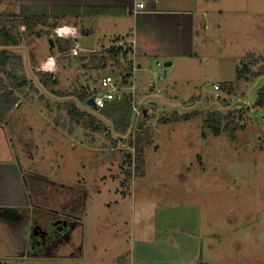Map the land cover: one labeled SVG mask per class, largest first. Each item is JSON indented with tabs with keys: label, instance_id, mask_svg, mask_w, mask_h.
Segmentation results:
<instances>
[{
	"label": "rangeland",
	"instance_id": "obj_1",
	"mask_svg": "<svg viewBox=\"0 0 264 264\" xmlns=\"http://www.w3.org/2000/svg\"><path fill=\"white\" fill-rule=\"evenodd\" d=\"M224 1L227 3L222 7V16L213 21L215 24L207 26L201 43L194 50L195 58L175 60L168 67L165 78L162 77L166 70L164 62L138 58L131 64V68L134 64L140 69L134 78L135 103L148 118L153 140L144 153V175L133 177L125 188L121 187V182L127 164L122 170L121 164L124 156L132 152L127 145L132 129L124 137L110 132L113 139L107 140L77 126L65 128L61 125L63 117L55 124L58 113L54 103L68 99L79 109L98 115L76 98L59 99L49 94L40 86L35 73L53 75L56 88L63 91L85 86L98 94L100 79L105 76L127 89L132 79L122 85V77L131 72L125 64L83 72L60 68L55 58L47 56V51L48 40L53 42L58 37L63 41L57 47L61 51L69 49L67 42L81 52L107 48L116 36L112 34V25L118 23L116 28L126 30L129 20L112 18L115 15L108 12L96 19H86L85 27L96 29L86 37H79L74 45L71 37L57 33L58 27L50 30L49 35L45 28L38 27L36 35L12 48L22 55L27 79L44 98L39 102L36 95L30 94L21 98L14 110H17V122L24 118L13 131L17 155L31 154L29 163L33 169L46 174L57 172L59 165L67 179L83 184L86 201L82 220H68L65 227H57L60 233L57 238H60L50 240L45 247L41 243L32 247L30 242H13L5 232L10 225L1 223L0 264H112L119 253L126 256L131 249L132 204L134 197L137 199L139 193L146 192L158 201L191 202L200 206L203 252L213 251L214 247H209L208 243L214 245L215 240L206 238L213 232L222 235V245L215 247L216 250H238L236 241L242 243L249 237L245 249L264 251V108L254 104L258 89L264 86V76L247 83H236L230 93L223 92L221 86L217 94L213 92L215 85L235 82L236 67L246 55L264 58V0H252L256 1L254 8L241 14L232 9L236 8L232 4L235 0ZM13 2L1 0L0 10L8 7L18 12V6ZM101 16L105 18H99ZM243 21H252L257 27L253 28L252 24L246 30L238 24ZM216 25L219 30L214 27ZM49 61L53 64L50 65L51 72L45 67ZM140 84L149 87L145 94L139 92ZM240 109L244 128L233 142L224 135L203 138L201 119L163 125L157 121L173 111L180 114L193 111L226 113ZM46 119L59 126L60 134H66V143L58 141L57 130L54 137H50L53 134L46 126ZM69 197L67 193L66 203H69ZM17 226L19 230L22 227ZM79 251L81 255L73 257L78 256ZM258 261V264H264V254H259Z\"/></svg>",
	"mask_w": 264,
	"mask_h": 264
},
{
	"label": "crops",
	"instance_id": "obj_2",
	"mask_svg": "<svg viewBox=\"0 0 264 264\" xmlns=\"http://www.w3.org/2000/svg\"><path fill=\"white\" fill-rule=\"evenodd\" d=\"M142 1L14 0L18 9L20 6L34 10L41 8L49 12H58L57 15L60 16L65 15L66 17L61 20L63 23L60 22L61 24L57 26L59 29L57 33L62 35L60 34L62 29H70V33L66 36L71 37L73 43L79 37H86L96 29L94 26L84 25V20L96 19L97 16H91L92 14L85 16L95 9H102L115 15L112 17L115 19H128L126 30L116 28L118 23H114L112 34H116L114 39L118 38L119 41L123 40L131 44L132 63L138 58L143 60L150 58L158 61L157 63L159 61L170 63L169 67L175 63V60H189L196 57L194 50L198 43H201L207 26L211 23L215 24L213 21L222 16V7L227 3L224 0H145L144 9L139 10L136 5ZM256 1L235 0L232 4L236 8L232 9L237 14L247 13L248 9L254 8ZM253 12L256 14V10ZM76 15L79 16L75 17ZM238 24L246 30H249L252 24L253 28L257 27L252 21ZM214 27L217 28V25ZM51 64L52 61H49L45 65L49 72L53 70ZM134 67L135 78V73L140 69ZM168 69L166 67V74ZM141 85L138 87L139 92L145 94L149 87ZM16 112L17 110L13 111L9 123L0 125V224L10 225V229L5 232H8L7 235L13 242L41 241L42 247H45L50 240L55 241L60 238H57L60 234L57 227L62 225L65 227L68 220L77 222L82 220L83 215L79 217L75 215V207L85 187L70 178L67 179L59 165L57 172L46 174L33 169L29 163L32 161L31 154L21 157L17 155L16 147L13 145V135H15L13 131L24 122V118L17 122ZM40 112L43 113V109H40ZM48 119L46 126L53 134L50 137L53 138L57 130L58 141L60 140L62 144L66 143V134L63 132L60 134L59 126L54 125V122L49 123ZM62 149H65L64 145ZM67 193L70 196L69 203H66ZM201 218V208L198 204L158 201L147 192L139 193L137 199L134 197L131 208L129 231L131 249L126 256L119 253L112 264H126L129 261L136 264L259 263L258 256L259 254L262 256L264 251L258 252L254 248L245 249L249 237L242 243L236 241L238 250H216L215 247L222 245V235L215 232L208 233L206 238L211 237L216 243L214 245L208 243L209 247H214L213 251L203 252ZM17 225H22L20 230ZM36 228L39 229L35 230ZM55 232L58 233L57 236ZM81 253L79 251L78 256L73 255V257H79Z\"/></svg>",
	"mask_w": 264,
	"mask_h": 264
},
{
	"label": "trees",
	"instance_id": "obj_3",
	"mask_svg": "<svg viewBox=\"0 0 264 264\" xmlns=\"http://www.w3.org/2000/svg\"><path fill=\"white\" fill-rule=\"evenodd\" d=\"M1 2V0H0ZM58 13V12H57ZM56 12H49L47 9L34 10L25 6H20L19 11L15 12L12 8L0 10V125L9 123L13 111L17 108L21 98H26L30 94L37 96V101L43 102L44 98L38 91L32 81L27 79L25 75L24 60L20 53L15 52L12 48L21 45L25 39L32 35H36L37 28H45L48 32L59 26L65 15H57ZM98 16L105 14L102 9H95L92 13L85 16ZM76 15L75 17H78ZM83 16V15H82ZM20 28H24L20 31ZM130 37V35L128 36ZM130 40V39H129ZM62 39L58 37L53 41V46L48 47L47 56L55 58L56 64L68 69L78 71H98L109 67H121L127 65V70H131L132 64V47L129 42L114 39L112 44L98 51L79 52L76 56L70 54L73 47L71 42H67V50H58ZM65 43V42H64ZM74 45V43H73ZM29 57L33 61L32 53ZM256 67L252 69V67ZM35 76L38 83L49 94L59 99L76 98L80 104L87 105V102L93 97L94 92L88 90L87 87L80 89L60 90L57 89L56 78L48 73L36 72ZM264 76V58L255 57L253 54L246 55L241 59L236 67V76L234 83H224L217 85L223 92H232L234 85L240 82H250L254 79ZM131 77V72L126 73L121 80L122 85L127 84V80ZM151 89V87H150ZM32 96V95H31ZM46 102V106L50 104ZM57 120H64L65 128L74 129L76 126L82 128L86 133L91 135H100L107 140L113 139L110 132L118 137H124L129 132L130 118L132 114V98L130 93L123 92L120 100L105 103L104 107L97 112V116L92 115L77 107L71 99L54 103ZM255 106L264 108V86L258 89L256 93ZM50 110L51 107H49ZM134 135H130L127 141L128 148L132 152H128L121 164V170L127 164V168L123 171V180L121 187L125 188L133 177L142 176L144 173V153L152 144V131L147 123L148 118L144 111H141ZM64 114V115H63ZM242 110H231L226 113L219 111H193L190 113L171 112L170 115L158 118L159 124H171L186 122L193 119H201L202 132L201 136L218 137L224 135L229 141L233 142L237 138L238 132L243 130ZM60 125V126H61ZM86 194L85 189L82 191L78 205L75 207V215L77 217L83 215L85 210Z\"/></svg>",
	"mask_w": 264,
	"mask_h": 264
},
{
	"label": "built area",
	"instance_id": "obj_4",
	"mask_svg": "<svg viewBox=\"0 0 264 264\" xmlns=\"http://www.w3.org/2000/svg\"><path fill=\"white\" fill-rule=\"evenodd\" d=\"M144 1L145 0L138 3L136 5V8L139 10L144 9V7H145ZM79 52H80V50L77 48V46H74L72 49H70V54L73 56H76ZM134 72H135V67L133 65V67L131 68V77H130L132 79V84L127 86V89L125 87L123 88L121 86H118L116 84V82L110 76H105V77L101 78L100 82H99L100 93L93 95L91 100H92L94 108L90 107L94 111H98L104 107L105 103L115 101V100H120L123 92L130 93L131 98H132V114H131V118H130L129 130L130 129H132V130H130L128 137L130 135H134V130L136 128L137 121H138V119L142 113L140 108L135 103V91L137 89H136V86L134 84ZM213 92L215 94H217L219 92V87L217 85L213 86ZM126 264H136V263L129 261Z\"/></svg>",
	"mask_w": 264,
	"mask_h": 264
},
{
	"label": "water",
	"instance_id": "obj_5",
	"mask_svg": "<svg viewBox=\"0 0 264 264\" xmlns=\"http://www.w3.org/2000/svg\"><path fill=\"white\" fill-rule=\"evenodd\" d=\"M48 43H49L50 47L53 46V42L51 41V39L48 40ZM169 66H170V63H164V64H163V67H164V68L169 67ZM162 77L165 78V71L162 72ZM87 106H88V107H92V108H94L91 99L87 102Z\"/></svg>",
	"mask_w": 264,
	"mask_h": 264
},
{
	"label": "flooded vegetation",
	"instance_id": "obj_6",
	"mask_svg": "<svg viewBox=\"0 0 264 264\" xmlns=\"http://www.w3.org/2000/svg\"><path fill=\"white\" fill-rule=\"evenodd\" d=\"M54 228H55V227H54ZM38 229H39V228H36L35 230H38ZM55 229H56V228H55ZM43 232H45V231H43ZM57 234H58V233L55 232V235H56V236H57ZM56 236H55V237H56ZM55 239H56V238H55ZM40 243L43 245V243H42L41 241H35V242H32V247H35V245L40 244Z\"/></svg>",
	"mask_w": 264,
	"mask_h": 264
},
{
	"label": "clouds",
	"instance_id": "obj_7",
	"mask_svg": "<svg viewBox=\"0 0 264 264\" xmlns=\"http://www.w3.org/2000/svg\"><path fill=\"white\" fill-rule=\"evenodd\" d=\"M69 33H70V29L65 28V29H62L61 30V33L60 34H62V35H68Z\"/></svg>",
	"mask_w": 264,
	"mask_h": 264
}]
</instances>
